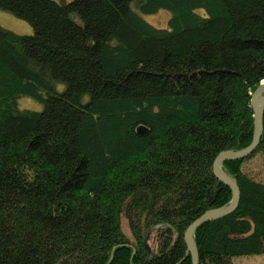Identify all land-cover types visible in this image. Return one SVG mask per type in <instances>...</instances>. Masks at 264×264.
Returning <instances> with one entry per match:
<instances>
[{"label": "trees", "instance_id": "1", "mask_svg": "<svg viewBox=\"0 0 264 264\" xmlns=\"http://www.w3.org/2000/svg\"><path fill=\"white\" fill-rule=\"evenodd\" d=\"M0 10L31 27H0V264H192L185 230L231 198L212 163L251 142L264 0ZM159 10L166 27L141 17ZM220 169L238 203L195 228L198 264L264 255V105L255 150Z\"/></svg>", "mask_w": 264, "mask_h": 264}, {"label": "water", "instance_id": "2", "mask_svg": "<svg viewBox=\"0 0 264 264\" xmlns=\"http://www.w3.org/2000/svg\"><path fill=\"white\" fill-rule=\"evenodd\" d=\"M259 100H262V104L260 106H258ZM263 105H264V78L259 81L257 86L250 94V108L252 110V116H253V130H252V138L250 144L245 149L238 152L220 153L219 155L216 156V158L212 163V173L214 177L218 180V182L226 186L231 192V198L228 205L220 209L206 212L204 215H202L200 218H198L192 224H190L183 234V240L186 245L187 252L191 257L192 264H198V255L194 247V244L192 242V234L195 228H197L201 224L227 216L236 209L239 198L238 189L234 181L222 173L220 169V164L223 161L241 160L247 157L248 155H250L255 150L261 133V113H262ZM140 130L141 128H138V132H140Z\"/></svg>", "mask_w": 264, "mask_h": 264}, {"label": "rangeland", "instance_id": "3", "mask_svg": "<svg viewBox=\"0 0 264 264\" xmlns=\"http://www.w3.org/2000/svg\"><path fill=\"white\" fill-rule=\"evenodd\" d=\"M143 20L154 27H166L169 12L166 10H159L153 14L142 15ZM0 27L12 31L16 34H30L31 27L29 24L8 12L0 10ZM61 87V86H60ZM263 94V93H262ZM17 109L39 110L41 105L33 99L21 97L17 99ZM261 170V168H258ZM122 232L126 237L129 233L124 222H122ZM232 264H264V255H254L246 257H236L231 259Z\"/></svg>", "mask_w": 264, "mask_h": 264}, {"label": "bare ground", "instance_id": "4", "mask_svg": "<svg viewBox=\"0 0 264 264\" xmlns=\"http://www.w3.org/2000/svg\"><path fill=\"white\" fill-rule=\"evenodd\" d=\"M262 104V100H259L258 102V106H260Z\"/></svg>", "mask_w": 264, "mask_h": 264}]
</instances>
